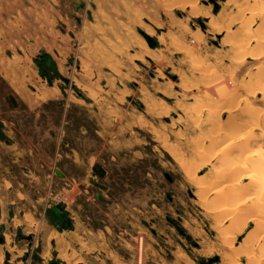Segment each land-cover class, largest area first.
Masks as SVG:
<instances>
[{"label": "rangeland", "instance_id": "obj_1", "mask_svg": "<svg viewBox=\"0 0 264 264\" xmlns=\"http://www.w3.org/2000/svg\"><path fill=\"white\" fill-rule=\"evenodd\" d=\"M263 6L0 0V264H250L264 212L242 178L230 224L211 191L227 139L209 140L226 103L264 115Z\"/></svg>", "mask_w": 264, "mask_h": 264}, {"label": "bare ground", "instance_id": "obj_2", "mask_svg": "<svg viewBox=\"0 0 264 264\" xmlns=\"http://www.w3.org/2000/svg\"><path fill=\"white\" fill-rule=\"evenodd\" d=\"M264 7V6H263ZM254 9V8H253ZM254 10H256V7H255V9ZM259 10V9H258ZM250 11V10H249ZM251 11H252V7H251ZM242 12V11H241ZM240 12V13H241ZM255 12H257V11H255ZM255 12H253V13H255ZM236 13V12H235ZM263 13V12H262ZM243 16H245V14L243 15ZM239 17V16H238ZM262 18V17H261ZM247 19V18H246ZM252 20H254V19H252ZM263 21V20H262ZM231 23V22H230ZM264 23V22H263ZM215 24V23H214ZM244 24V23H243ZM261 25V24H260ZM239 26V25H238ZM220 27V26H219ZM245 27V26H244ZM264 27V26H263ZM246 29H248V27L246 28ZM258 30V26H257V29H256V31ZM248 32V31H247ZM259 33H260V31H258ZM232 33V32H231ZM248 33H250V35H253L252 33H251V31H250V29H249V32ZM262 34V33H261ZM232 35H234V33L232 34ZM254 35H255V33H254ZM256 36V35H255ZM246 37V36H245ZM250 37V36H249ZM257 37H258V35L256 36V39H257ZM264 37V35L262 36V38ZM233 40V39H232ZM255 40V39H254ZM263 40V42H264V38L262 39ZM229 41V40H228ZM246 42V41H245ZM255 42H256V40H255ZM243 44V43H242ZM242 44H241V46H242ZM246 45H247V43H246ZM262 45V44H261ZM260 45V46H261ZM240 46V45H239ZM253 46V45H252ZM252 46H251V49H252ZM247 47V46H246ZM249 47V46H248ZM243 48V47H242ZM236 49H237V47H236ZM235 49V50H236ZM239 49H237V51H238ZM243 50H244V48H243ZM240 51V50H239ZM242 51V50H241ZM236 52V51H235ZM257 53H258V50L256 51ZM255 52V53H256ZM237 54H239L240 52H236ZM248 53V52H247ZM247 53H245V54H247ZM250 53H252L253 54V51H251ZM260 54V53H259ZM235 55V54H234ZM258 55V54H257ZM253 56H256V55H253ZM238 59V58H237ZM242 60V59H241ZM243 62H244V60H243ZM261 63V62H260ZM259 66V65H258ZM261 67H262V65H260ZM241 67V66H240ZM263 67H264V65H263ZM204 71V70H203ZM259 71V70H258ZM258 71H257V73H258ZM233 72V71H232ZM248 72V71H247ZM212 73V72H211ZM250 73V72H249ZM255 74V73H254ZM253 74V75H254ZM259 74V73H258ZM258 74L256 75V76H258ZM242 76V75H241ZM255 76V75H254ZM260 76V75H259ZM263 76H264V74H263ZM263 76H260V77H263ZM226 77V76H225ZM230 78H232V77H230ZM207 79H209V78H207ZM220 79H223V78H220ZM242 79V78H241ZM249 79V78H248ZM247 79V80H248ZM218 80V79H217ZM246 80V81H247ZM254 80V79H253ZM255 80H256V78H255ZM258 80V79H257ZM260 81L259 82H257V85H258V88H257V91L256 92H259L260 94H261V100H263L264 101V80L263 79H259ZM238 81V80H237ZM246 81H245V84H246V86L247 87H250V85H249V83L247 84L246 83ZM221 82V83H220ZM220 84L219 83H216V84H218V86L216 87L215 86V83H211V84H209L208 86H207V88H206V90L207 91H209L208 93H210V94H212V95H216V92L217 93H219V94H221V93H225V91H227V93H225L224 95H226V98L227 99H225V103H226V100H229V95H227V94H230L231 93V95H233V93H234V91H233V93H232V89L233 88H235V86L232 88V84L233 85H235V83L233 82L232 84L229 82V81H227V80H223V81H221L220 80ZM241 82H242V80H241ZM248 82H251L252 83V80L250 79V81H248ZM245 84H242V85H245ZM205 85V84H204ZM249 85V86H248ZM237 86V85H236ZM245 86V87H246ZM252 86L254 87V85L252 84ZM241 86L239 85V88H240ZM243 87V86H242ZM232 88V89H231ZM244 88V87H243ZM243 88L241 89V90H243ZM191 89V88H190ZM229 89H231V92L230 93H228V91H229ZM246 89V88H245ZM192 90V89H191ZM204 90V89H203ZM252 91H253V88L251 89ZM238 91H239V89H238ZM254 91H255V89H254ZM239 93H240V91H239ZM244 94V93H243ZM231 95H230V97H231ZM235 95V94H234ZM236 95H238L237 94V92H236ZM235 95V96H236ZM205 96H206V94H205ZM228 96V97H227ZM244 96H246V95H244ZM208 97H210V96H208ZM214 97V96H213ZM247 97V96H246ZM250 97V96H249ZM206 98H207V96H206ZM211 99H212V97H210ZM236 98V97H235ZM241 98H243V97H241ZM198 99V98H197ZM195 100L196 101V103H197V101L198 100ZM208 99V98H207ZM216 99V98H215ZM218 100V99H217ZM244 100H245V98L243 99V102H244ZM234 101V100H233ZM199 102V101H198ZM201 102H202V100H201ZM208 102V101H207ZM218 102V101H217ZM221 103V102H218L219 104H220V106H224L225 105V103ZM232 102V101H231ZM238 103V102H237ZM236 103V104H237ZM240 103H241V101H240ZM264 103V102H263ZM207 104H209V103H207ZM221 104H223V105H221ZM239 104V103H238ZM202 105V104H201ZM215 105H217V104H215ZM251 105V104H250ZM205 106H207L206 105V101H205ZM212 106H214V104L212 103L211 105H210V107H208L207 109H208V112H207V114H208V116L212 113L213 115L215 114V112L214 111H216V107L217 106H214L215 107V110L212 108ZM235 106L237 107V105H235V103L234 102H232V104L230 105V103L227 105V103H226V106H224V107H226V111L228 112V119H227V126H228V128L230 129H228L227 131H226V127H224L223 125H219V124H221V121H216L215 120V118H217L216 116H215V118L213 119H211V117H210V119L211 120H213V122L214 123H216V125H214L213 124V127L212 128H214V129H212L211 128V126H210V130L211 131H213L212 133H213V135H211V138H210V142L209 143H211L212 144V142L213 141H216V142H223V140L224 139H227L223 144L224 145H222V147L221 146H218L219 147V149L218 150H220V152H221V154H222V156H221V158H220V163H222V164H224L221 168H220V170H218V172L217 173H219V175H216V173H214L216 176H218L217 177V179H216V181H215V185L213 186V190H211L212 192H214L215 194H219L220 196L221 195H223V196H221V199H223L224 198V200H222V201H220L221 199H219V201H220V204L222 205L221 206V210H227V212L229 211V209L231 210L232 208H230V206L232 207V205L234 206L235 205V202L236 201H238V200H241V199H239V195L240 194H242V193H244L243 191H244V187L243 186H239V180H241L242 178H249V179H251V181H252V189L250 190L249 189V191L251 192L252 190V195L251 196H249V197H247L249 200H251V201H254L255 202V209H258V210H261V212H264V147H262V145H258L256 148H254V143H253V147L252 148H249L248 146H247V144H248V142H243V145L241 144V145H238V142L241 140V139H246L247 141L248 140H250V139H252L254 136L256 137L257 136V133L255 132V130L258 128V129H260V133H258V135H259V138L258 139H261L260 138V136H264V115L261 113V111H260V109L257 107V108H255V109H252V110H250L249 111V113L248 112H246V114H247V117L245 118V117H243L244 118V120H242V119H240L239 121H238V117H239V115H238V112H236V111H234V108H235ZM202 108H204V107H202ZM249 107H247V109H248ZM218 109V108H217ZM225 109V108H224ZM205 110V109H204ZM261 110H262V107H261ZM189 113V112H188ZM191 113V112H190ZM196 113V112H195ZM216 115V114H215ZM203 120V119H202ZM210 120V121H211ZM216 122H215V121ZM236 124V125H235ZM205 125H207V124H205ZM207 129H208V127H206ZM225 129V130H224ZM241 129V130H240ZM243 129V130H242ZM211 131H209L208 130V132H211ZM207 132V131H206ZM207 132V134H205V136L206 135H209V133ZM259 132V131H258ZM207 137H210V135L209 136H207ZM212 139V140H211ZM216 139V140H215ZM218 139V140H217ZM198 141V140H197ZM264 141V140H263ZM260 142V141H259ZM264 144V143H263ZM203 147H204V149H205V146L204 145H202ZM209 147V146H208ZM217 147V148H218ZM203 149V150H204ZM210 148H208V150H209ZM196 151V150H195ZM206 151V150H205ZM197 152V154H198V151H196ZM200 152V151H199ZM202 152V151H201ZM212 152V151H211ZM217 153V152H216ZM211 153L209 152V155H210ZM215 154V153H214ZM196 155V154H195ZM195 155H193L194 157H195ZM200 155V154H199ZM206 156V155H205ZM198 157V156H197ZM201 157V156H200ZM205 158V157H204ZM201 159H202V157H201ZM195 160V159H194ZM198 160V159H197ZM205 161H206V159H205ZM209 182V181H208ZM249 183V182H248ZM247 183V184H248ZM224 184V185H223ZM218 185H221V187H219ZM223 185V186H222ZM217 186L219 187V188H217ZM209 187V186H208ZM207 188V187H206ZM210 188V187H209ZM202 189V188H201ZM248 191V190H247ZM248 191V192H249ZM198 192V191H197ZM249 192V193H250ZM209 193V192H208ZM204 194V193H203ZM218 195V196H219ZM243 196H245V194H242ZM249 195V194H248ZM207 196V195H206ZM205 197V196H204ZM223 197V198H222ZM245 198H246V196H245ZM246 198V199H247ZM260 198H262L263 200H261ZM225 200H229L228 201V203L230 202V204H228V206H226L227 204H225V203H223V201H225ZM240 201H238V203H239ZM242 202H245V200L243 199V201ZM241 202V203H242ZM254 202H251L252 203V206H253V204H254ZM257 203V204H256ZM224 205V206H223ZM236 205H238V204H236ZM236 205L234 206V207H236ZM239 205H240V203H239ZM256 205L258 206V207H256ZM218 206V205H217ZM211 207H212V205H211ZM238 207V206H237ZM240 207H241V205H240ZM240 207L238 208V209H240ZM243 207V206H242ZM246 207V205L244 206V208ZM214 208V207H213ZM247 208V207H246ZM234 209H236V208H234ZM243 209V208H242ZM249 209H250V206H249ZM254 209V208H253ZM252 209V210H253ZM216 210H217V208H216ZM237 210V209H236ZM252 210H251V213H253L252 212ZM206 211V210H205ZM239 211V210H238ZM253 211H255V210H253ZM225 212V211H224ZM256 212H257V210H256ZM222 213V212H221ZM232 212H230L229 211V213H228V216H230V214H231ZM238 213V212H237ZM235 211L233 212V214L230 216L231 217V219H230V224L231 225H233V224H236V223H239L241 220H236L235 219V215L237 214ZM247 213V212H246ZM259 213V212H258ZM256 214V213H255ZM227 214H226V212H225V216H226ZM249 215L251 216L252 214H250L249 213ZM254 215V214H253ZM260 216H262V214H259ZM220 216V215H219ZM222 216V215H221ZM255 216V215H254ZM257 217H258V215H257ZM225 218V217H224ZM256 218V217H255ZM262 218H264V215L262 216ZM217 219H219V218H217ZM256 222H259V224H260V227H259V229H260V231H261V235H260V239L258 238V240L255 242L254 241V243H252L251 245L254 247V249H256V250H259L260 248H262L261 249V251L264 249V220H258V218H256ZM231 228V227H230ZM232 229V228H231ZM234 229V228H233ZM258 229V230H259ZM224 237V236H223ZM250 246V245H249ZM250 248H251V246H250ZM257 248H259V249H257ZM236 249V248H235ZM254 249L252 250V248H251V252H253L254 253V255H252V253L249 251V253H248V255H249V262L250 261H255V257L254 256H256L255 255V252L256 251H254ZM260 251V254H262L263 252H261ZM264 251V250H263ZM250 253H251V255H250ZM257 254V253H256ZM257 255H259V254H257ZM264 255V254H263ZM259 256H261V255H259ZM233 257V256H232ZM257 256H256V261H257ZM251 259H253V260H251ZM260 259V258H259ZM258 259V260H259ZM248 262V263H249ZM250 262V264H258V262ZM238 262H236V264H237Z\"/></svg>", "mask_w": 264, "mask_h": 264}]
</instances>
